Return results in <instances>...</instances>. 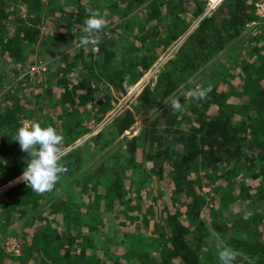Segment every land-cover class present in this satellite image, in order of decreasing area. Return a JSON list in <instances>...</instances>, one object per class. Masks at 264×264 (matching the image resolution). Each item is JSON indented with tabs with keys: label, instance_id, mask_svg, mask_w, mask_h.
Segmentation results:
<instances>
[{
	"label": "rangeland",
	"instance_id": "374dc122",
	"mask_svg": "<svg viewBox=\"0 0 264 264\" xmlns=\"http://www.w3.org/2000/svg\"><path fill=\"white\" fill-rule=\"evenodd\" d=\"M42 1L44 7L40 30L43 41L47 44L45 46L37 44L31 59L22 64H15L6 55H0V73L4 75L0 90V108L15 103L28 105L30 102L33 105L30 108L34 118L26 120L25 123L39 122L42 127L52 125L62 132L65 136L63 150L66 158H70L74 151H79L77 158L80 159V169L72 176L60 180L52 192L45 193L40 201L41 207L37 211L48 209L53 201L65 195L79 199V206L85 209L83 212L89 211L88 214L94 217V222L88 223L84 220L85 222L66 225L59 222L60 230H68L73 237L87 232V238H90L88 250L95 255L94 260H99L97 264H116L114 261L119 257L124 259V264H134L136 260L131 257V251L143 253L156 250L150 244V233L156 218L162 216L159 217V221H163L164 211L161 209L163 203L173 204L169 197L170 188L164 181L158 179L156 169L148 168L143 172L136 168L126 169L121 173L123 183L129 184L132 179L136 180V177L139 179L142 175L146 177L145 185H138L136 182L127 187L126 199L135 196L131 191L132 186L142 187L140 194L144 199L143 205L140 206L138 199L134 198L132 209L123 204L103 207L88 202L87 195L80 190L84 183L83 179L97 167L124 164L125 161L134 160V157L145 160L147 153L155 155L169 147L182 148L181 140H175V137H181L182 132L190 125L188 116L195 118V109L203 106L202 100L197 101L187 95L190 90L197 86L207 88L209 85L213 89L216 85L218 91H225L231 86L239 87L244 70L248 67H258L264 72V0H255V13L258 17L253 21H244L237 7L227 6L225 0L213 10H209L210 0ZM20 2L21 0L10 2L12 7L18 9L14 17L15 21H19L20 16L26 18L27 7ZM35 2H32V5ZM89 7L99 9L103 17L108 20V28L101 35L102 42L95 52L92 51V46L87 48L80 46V37L84 35L82 29L86 19L85 10ZM74 9L83 13L77 15ZM200 9L202 10L199 11ZM206 16L211 17L217 30L224 35V47L220 51L215 50L212 55L211 52L217 44L212 37L214 29L211 28V24H207L202 34L190 39L202 18ZM254 37H257V40H253ZM131 41L142 50L135 51ZM103 45L106 51L101 50ZM79 51L85 57H93L100 61H103L104 53L112 51L114 60L112 65L131 56L138 61L137 69L151 63L148 67L142 68V76L128 90L124 98L118 96L112 85H104L102 79L93 82L94 85L100 86L103 91L101 93L107 100L110 96L117 99L107 108L97 99L90 106H79L76 111L74 107L66 104L62 107H54L62 91V88L58 89V85L77 83L84 75L80 62L71 73L63 72L60 77L53 75L55 68L61 66L64 71L66 62ZM186 52L194 57L192 62L181 61V57ZM40 61L45 63L46 70L33 72V68ZM47 73H52L53 86H55L52 94L44 93L50 83ZM168 74L170 78L166 79L165 76ZM147 85L160 87L159 100L151 110L142 112L138 110L139 95ZM4 93L8 94V97L3 98ZM39 93H42L41 98L38 96ZM174 99H179L184 106L182 112L174 114L167 106ZM229 101H233L239 108L246 102L242 98L232 97ZM215 107L212 105L210 110L213 111ZM129 115L133 116V121L129 128L123 131L120 128L121 120ZM175 116L177 120L168 124V118ZM245 117L246 113L241 112L240 118ZM152 128L160 135V140H151L149 131ZM131 145L135 146L136 150L128 156ZM10 148V144L0 138V170L10 162L3 158ZM28 159L26 153L23 160L27 162ZM206 173L207 169L202 166L194 167L191 172L197 183L203 187L205 205L202 208V219L209 230L213 231L205 237L204 245H210L212 250H217L218 246L232 248L229 235L235 230L236 222L247 218L250 214L257 215V219L264 221V197L257 201H252L250 198L243 200L238 197L240 190L233 182L222 178L210 184ZM251 173V170H244L236 175L235 181L239 183L244 178L248 189L251 193H255L262 177L253 179L250 177ZM21 176L22 174L18 177ZM17 178L14 182L0 187V193L13 183L22 181ZM104 179L103 177L102 180ZM107 185L108 182L103 184V186ZM164 191L168 197L164 195ZM147 193H149L148 197ZM153 197L159 200L154 201ZM59 208L60 206L55 207V213ZM154 215L156 218L153 219ZM126 218L128 219L125 220ZM121 221H125V224H121ZM215 221L223 224L224 229L215 231L213 229ZM11 228H18L19 231V228L35 231L38 229V222L34 223L32 219L27 222H16ZM67 244L72 250L74 249V242ZM0 246L6 249V252L19 254V236L6 233L0 240ZM65 250L66 248H62L61 251ZM236 252L238 258L243 256L239 260L240 264H246L245 261L262 264L256 262L250 255ZM36 261L38 264H43L40 257H37Z\"/></svg>",
	"mask_w": 264,
	"mask_h": 264
},
{
	"label": "trees",
	"instance_id": "16d2710c",
	"mask_svg": "<svg viewBox=\"0 0 264 264\" xmlns=\"http://www.w3.org/2000/svg\"><path fill=\"white\" fill-rule=\"evenodd\" d=\"M34 1L36 2L32 5ZM10 2L11 0H0V55H6L15 64H22L31 59L37 44L41 46L47 44L43 41L40 30L44 2L42 0H21L20 3L27 7V12L26 18L20 16L19 21L14 19L18 9L12 7ZM224 2L229 7L236 6L244 21H253L258 17L255 13V0H225ZM74 12L77 15L83 13L75 9ZM207 24H211V28L214 29L212 37L215 38L217 44L211 52L212 55L215 50L220 51L224 47V35L217 30L211 17L202 18L190 39L202 34ZM253 40H257V37ZM130 43L135 51L142 50L136 47L133 41ZM101 50L106 51V47L101 46ZM108 52L103 54V61H100L93 57H85L79 51L66 62L64 71L61 66L55 68L53 75L60 77L63 72L71 73L80 62L84 75L77 83L69 82L58 85V89L62 88V91L54 107H62L66 104L74 107L76 111L79 106H90L97 99L107 108L112 101L117 99L110 96L107 100L106 96L102 95L103 91L100 86L94 85L93 82L102 79L104 85H112L118 96L124 98L128 90L142 76V68L148 67L151 63L137 69L138 61L131 56V58L126 57L121 62L112 65L114 61L112 51ZM188 52L183 54L181 61L192 62L194 57H191ZM3 76L0 73V90ZM46 76L50 78V83L44 93L52 94L55 91L52 73H47ZM242 77L237 88L231 86L225 91H218L215 85L208 93V98L201 101L202 108L195 109L196 117L188 116L189 127L182 132L181 137H175V140H181L182 148L169 147L155 155L147 153L145 160H138L134 157V160L125 161L124 164L97 167L84 177L80 190L87 195L90 204H100L99 206L103 207L123 204L132 209L131 204L134 198L138 199L140 206L143 205L144 199L140 194L142 187L132 186L131 191L135 193V196L126 199L127 187L136 182L138 185H145L146 177L142 175L139 179L138 177L136 180L132 179L129 184L123 183L121 173L126 169L136 168L140 172L148 168L156 169L158 179L164 181L170 188L169 197L173 204L163 203L161 207L164 211L163 221H159V217L162 216L152 217L156 218V223L152 226L150 244L156 250L143 253L131 251V257L136 260L134 264H219L217 250H212L210 245H204L205 237L213 231L209 230L202 219V208L205 205L203 187L191 174L194 167L202 166L207 169L206 177L210 184L222 178L233 182L239 187L238 197L243 200L250 198L252 201H257L264 197V72L258 67H248L244 70ZM165 78L169 79L170 75H166ZM159 88L147 85L143 89L139 95L138 110L148 112L154 107L159 100ZM38 96L41 98L42 93ZM2 97H8V94L4 93ZM231 97L242 98L246 102L239 108L233 102L234 100L229 101ZM212 105L216 106L213 111L210 110ZM31 106L33 105L29 102L28 105L15 103V105H3L0 108V138L5 139L11 147L10 151L3 155V158L10 162L0 170V187L14 182L27 167V162L23 160L26 153L21 151L15 137L18 128L23 126L26 120L34 118ZM241 112L246 113L244 119L240 118ZM175 120H177L176 116L168 118V124H172ZM132 121V115L125 116L120 123L121 130H127ZM149 135L152 137L151 140H160V135L156 134L153 128L149 131ZM253 148L254 151H252ZM135 150V146L131 145L128 149V156ZM255 150L258 151L255 152ZM78 153L79 151L76 150L70 158L64 156L63 162L68 171L61 180L72 176L80 169ZM227 166L230 167L227 168ZM244 170H251L250 177L253 179L262 177L255 193H251L248 189L244 178L239 183L235 181L236 175ZM103 177L104 180H102ZM106 182L108 185L103 186ZM148 195L149 193L147 197ZM164 195L168 197L165 191ZM70 197V195H65L53 201L48 209L38 212L37 209L41 207L40 201L44 198V194L33 192L23 181L13 183L1 192L0 240L6 233L19 236V254L6 252V249L0 246V264H38L37 257L41 258L43 264H97L99 260H94L95 255L88 250L90 238H87V232L73 237L68 230H60L59 222L64 225L85 222L84 220L88 223L94 222V217L88 214L89 211L83 212L85 209L79 206V199ZM153 200L158 201L159 199L153 197ZM56 206H60L57 213H55ZM30 219L34 220V223L38 222L37 230L27 231L26 227L19 228V231L18 228H11L16 222H27ZM130 221L132 222L133 219ZM120 223L125 224V221ZM235 226V230L229 235L232 248L264 264V221L257 219V215L250 214L247 218L236 222ZM67 227L70 226L67 225ZM213 229L221 231L224 226L215 221ZM67 242L70 244L74 242L73 250L67 246ZM62 248L66 250L61 251ZM242 257L237 256L233 264L236 262L240 264L239 260ZM114 262L124 264V259L119 257ZM244 263L251 264L248 261Z\"/></svg>",
	"mask_w": 264,
	"mask_h": 264
},
{
	"label": "clouds",
	"instance_id": "9594fccd",
	"mask_svg": "<svg viewBox=\"0 0 264 264\" xmlns=\"http://www.w3.org/2000/svg\"><path fill=\"white\" fill-rule=\"evenodd\" d=\"M85 11L86 19L82 29L84 35L80 37V46L84 48L92 46V51L95 52L102 42L101 35L108 28V20L99 9L89 7ZM211 91V85L207 88L197 86L187 95L200 101L207 99ZM167 106L174 114L184 110L179 99L171 100ZM15 140L19 142L21 151L26 152L29 157L26 169L17 179L22 180L38 194L52 192L68 171L63 162L64 134L52 125L42 127L39 122H29L18 128ZM237 255L238 253L231 247L217 248L219 264H233Z\"/></svg>",
	"mask_w": 264,
	"mask_h": 264
},
{
	"label": "built area",
	"instance_id": "2783aa9c",
	"mask_svg": "<svg viewBox=\"0 0 264 264\" xmlns=\"http://www.w3.org/2000/svg\"><path fill=\"white\" fill-rule=\"evenodd\" d=\"M222 1L224 0H210L209 3V10H213L215 9ZM258 6H261V4H258ZM45 63L43 61H40L34 68H33V72L34 71H45Z\"/></svg>",
	"mask_w": 264,
	"mask_h": 264
}]
</instances>
